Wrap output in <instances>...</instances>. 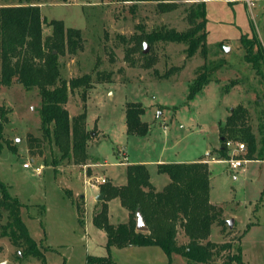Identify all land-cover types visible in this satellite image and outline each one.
<instances>
[{"label":"rangeland","instance_id":"obj_1","mask_svg":"<svg viewBox=\"0 0 264 264\" xmlns=\"http://www.w3.org/2000/svg\"><path fill=\"white\" fill-rule=\"evenodd\" d=\"M30 1L39 5L47 22L62 20L66 27L82 31V48L75 54L60 53L59 63L66 80L91 76L87 86L70 90L66 103L72 122L88 133V158L80 162L62 158L48 140L41 145V154L35 144L32 155L29 134L43 136L39 89L27 90L19 83L0 85V106L8 111L0 179L22 203V218L43 253L42 258L24 256L0 237V261L89 264L91 258V264L102 259L108 261L104 264H202L176 253L170 261L158 245L108 248L107 234L93 223V217L106 207L112 223L128 220L119 199L109 200L104 194L96 199L107 182L116 186L126 182L128 164H146L151 182L160 191L170 178L159 172L158 164L203 161L211 173L212 203L219 206V219L225 221L212 225L210 239L218 245L231 244L225 254H234L241 237V262L231 264H264V68L245 58L241 43L245 34L264 49V0H205L206 52L198 50L192 57L187 56L185 43L149 45L143 40L164 27L187 29L192 1H178L170 11L155 1ZM200 71H206L209 82L189 99ZM130 104L144 108L141 118L149 125L145 136L127 133ZM241 111L235 134L225 132L224 140L220 129L232 113ZM241 127L253 135V145L242 139ZM232 159L248 161L231 169ZM87 177L106 182L90 187ZM178 242H187L182 230ZM227 260L220 257L211 264Z\"/></svg>","mask_w":264,"mask_h":264},{"label":"trees","instance_id":"obj_2","mask_svg":"<svg viewBox=\"0 0 264 264\" xmlns=\"http://www.w3.org/2000/svg\"><path fill=\"white\" fill-rule=\"evenodd\" d=\"M0 0V85L22 84L27 90L38 88L41 96L40 118L42 138L29 134V149L34 155L35 144L40 149L45 140L56 145L62 158L75 162L88 158L86 133L77 123H73L66 108L70 90L87 86L90 75L66 80L61 76L59 54H75L82 48V31L66 27L62 20H47L42 16L39 5L30 0H18L15 4L2 3ZM123 2L155 1L164 11L177 7L181 0H120ZM192 1L187 14L189 27L179 31L164 27L148 33L144 41L152 45L156 41L185 43L188 57L198 50L206 52L207 18L205 0ZM245 58L255 67L264 68V49L255 38L241 36ZM255 46L257 49L254 50ZM146 56V55H145ZM263 77H264V71ZM209 82L206 71H200L192 83L189 99H192ZM232 113L220 130L235 134L236 119L244 114ZM144 108L130 104L126 110V127L130 135L145 136L149 125L142 120ZM8 111L0 106V150L4 144V123ZM242 139L254 144V137L245 128H240ZM221 151H224L223 149ZM253 151V150H252ZM248 159H254L249 157ZM261 159V156L255 158ZM159 172L167 173L170 181L162 190H157L151 182L149 170L144 163L128 164L126 182L114 185L107 182L101 192L107 199H119L128 211V220L112 223L104 207L93 217V223L107 234V247L112 246H149L163 248L172 260L179 254L195 263L211 264L220 257H228L225 264L241 262V237L234 254H225L231 244L218 245L210 239L212 225L220 218L221 209L210 201V170L206 162L160 163ZM0 237H6L24 256L43 257L39 244L31 237L25 224L22 203L10 195L6 184L0 179ZM80 220L83 218L82 206L77 202ZM141 212L148 226L147 231L137 230V213ZM180 230L187 238L186 243L178 242ZM91 258L89 264H91ZM108 261L102 259L99 264ZM98 264V263H95Z\"/></svg>","mask_w":264,"mask_h":264},{"label":"built area","instance_id":"obj_3","mask_svg":"<svg viewBox=\"0 0 264 264\" xmlns=\"http://www.w3.org/2000/svg\"><path fill=\"white\" fill-rule=\"evenodd\" d=\"M239 146H240V150L243 151L245 148V145L243 143H241ZM245 162H246L245 159H232L231 161H228V163L232 169H237L238 167H241ZM25 166H29V164L26 163ZM36 170L38 172H40V168L37 167ZM93 179L94 178H92V177H90V178L87 177L85 179L87 186L95 187L97 182H101V183L106 182L105 178H102L101 181L99 178H97L96 180H93Z\"/></svg>","mask_w":264,"mask_h":264},{"label":"water","instance_id":"obj_4","mask_svg":"<svg viewBox=\"0 0 264 264\" xmlns=\"http://www.w3.org/2000/svg\"><path fill=\"white\" fill-rule=\"evenodd\" d=\"M149 50V46L148 44H144V49H143V53L146 54ZM97 200H101L103 199V194H99L96 198ZM229 225L232 227L233 225V219L228 221ZM137 230L139 231H147L148 230V226L146 225L143 215L141 214V212L138 211L137 213V226H136ZM8 261L7 260H3L0 261V264H7Z\"/></svg>","mask_w":264,"mask_h":264},{"label":"crops","instance_id":"obj_5","mask_svg":"<svg viewBox=\"0 0 264 264\" xmlns=\"http://www.w3.org/2000/svg\"><path fill=\"white\" fill-rule=\"evenodd\" d=\"M214 160H216V159H214ZM247 161H248V160H246V162H247ZM246 162H245V163H246ZM212 163H218V162L216 161V162H212ZM245 163H244V164H245ZM244 164H243V165H244ZM243 165H242V166H243ZM231 169H232V168H231ZM210 201L212 202V200H211V193H210Z\"/></svg>","mask_w":264,"mask_h":264}]
</instances>
